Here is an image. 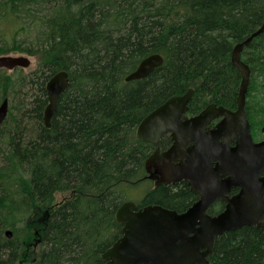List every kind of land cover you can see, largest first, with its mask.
Returning a JSON list of instances; mask_svg holds the SVG:
<instances>
[{
    "label": "trees",
    "instance_id": "trees-1",
    "mask_svg": "<svg viewBox=\"0 0 264 264\" xmlns=\"http://www.w3.org/2000/svg\"><path fill=\"white\" fill-rule=\"evenodd\" d=\"M22 21L31 29L23 39L29 46L18 40ZM263 21L264 0H0V26H14L11 42L4 33L0 37V55L26 52L40 60L38 80L30 79L39 95L20 109L21 118H33L39 127L21 143L22 132H13L12 150L28 164L32 195L40 203L58 190L72 192L48 215L34 217L41 229L34 260L19 258L24 241L4 237L0 222V264H104L102 254L121 235L116 209L139 182L150 185L138 207L158 204L182 212L191 206L197 196L185 183L155 186L146 177L144 161L155 144L138 139L136 127L190 88L187 115L210 103L235 109L241 76L231 51ZM153 53L163 56V64L126 82ZM241 59L251 69L247 95L253 104L246 101L245 109L254 129L264 124V33L244 46ZM59 70L68 72L69 86L47 128L45 83ZM171 142L165 134L159 144L165 149ZM223 206L217 200L208 213ZM208 260L264 264V227L222 233Z\"/></svg>",
    "mask_w": 264,
    "mask_h": 264
},
{
    "label": "water",
    "instance_id": "water-1",
    "mask_svg": "<svg viewBox=\"0 0 264 264\" xmlns=\"http://www.w3.org/2000/svg\"><path fill=\"white\" fill-rule=\"evenodd\" d=\"M262 33L264 21L231 51V62L241 76L235 109L210 103L189 117L190 88L169 97L139 122L137 138L155 144L144 161L146 177L155 186L187 180L199 198L182 212L158 204L138 207L134 201H123L115 212L116 221L122 224L121 235L102 254L104 264H208L217 236L243 226H264V176L260 175L264 138L255 142L252 136L245 109L251 71L241 60L244 46ZM163 61L161 54H149L124 80L145 78ZM30 64L25 55H0V69L27 68ZM68 86L66 70L57 71L46 81L48 103L43 120L47 128L57 100ZM7 114L8 99L4 98L0 102V126ZM261 132L264 135V125ZM165 134L172 142L162 149L159 142ZM233 188L238 191L229 196ZM217 199L225 202L224 208L209 214L208 208ZM5 234L12 237L10 230Z\"/></svg>",
    "mask_w": 264,
    "mask_h": 264
},
{
    "label": "rangeland",
    "instance_id": "rangeland-1",
    "mask_svg": "<svg viewBox=\"0 0 264 264\" xmlns=\"http://www.w3.org/2000/svg\"><path fill=\"white\" fill-rule=\"evenodd\" d=\"M22 22L24 23L22 29H17L19 30L18 40L22 41L24 46H29V41L23 39L31 34V29L26 21ZM13 30L14 26L10 23L1 25L0 37L3 33L5 37H9ZM11 41L12 39L9 37L7 43ZM8 54L28 56L31 64L27 68L0 69V102L7 98L9 103L8 116L0 126V222L3 225L4 237H7L5 231L10 230L12 237L18 242L24 241L21 245L19 244V258L23 259V256H27L34 260L38 252V240L41 238L40 224L37 226L34 224L36 221L34 217L48 215L58 204L69 199L72 192L58 190L45 203H40L32 195L28 164L17 158L10 144V137L13 132L20 131L22 132L20 143L25 142L34 136L33 132L39 127L37 120L21 118L20 109L24 104L31 102L34 95H39L35 82H31L30 79L38 80L40 60L26 52H10ZM247 101L253 104V96L247 95ZM258 125V128L254 127L253 129L254 138H258L262 126L260 123ZM260 138H262L261 134ZM20 149L24 150L25 145H20ZM149 185V180L130 185L126 190L128 198L125 200L139 203ZM33 209L36 211L33 212ZM41 218L44 219V217ZM28 264L31 263L28 262Z\"/></svg>",
    "mask_w": 264,
    "mask_h": 264
},
{
    "label": "flooded vegetation",
    "instance_id": "flooded-vegetation-1",
    "mask_svg": "<svg viewBox=\"0 0 264 264\" xmlns=\"http://www.w3.org/2000/svg\"><path fill=\"white\" fill-rule=\"evenodd\" d=\"M242 52V51H241ZM242 60V59H241ZM243 61V60H242ZM244 62V61H243ZM250 71H251V69H250ZM247 114V113H246ZM196 115V114H195ZM187 116H189V117H191V116H194V115H187ZM247 118H248V116H247ZM219 119H221V117H219V118H217V119H215L211 124H210V127H212L215 123H216V121H218ZM249 120V119H248ZM250 122V121H249ZM251 124V123H250ZM264 125V124H263ZM262 125V126H263ZM252 126V125H251ZM261 126V127H262ZM261 127H260V130H259V135H258V138H260V134H261V136H262V138H260V139H258V138H254V135H255V133H254V130L252 129V127H251V131H252V136H253V139H254V141L255 142H257V141H259V140H262L263 138H264V135L262 134V132H261ZM254 134V135H253ZM257 134H258V132H257ZM233 144V143H232ZM171 145V144H170ZM169 145V146H170ZM168 146V147H169ZM167 147V148H168ZM167 148H165V149H167ZM163 149V148H162ZM260 175L261 176H264V169L260 172ZM175 183H185L187 186H188V183H187V180H181V181H177V182H175ZM172 184H174V183H172ZM189 187V186H188ZM189 189H190V187H189ZM191 191V190H190ZM238 191V188H233V189H231V191L230 192H228V195L229 196H232L233 194H235L236 192ZM192 192V191H191ZM193 193V192H192ZM195 194V193H194ZM196 196H197V199L199 198V195H197V194H195ZM217 200H219V201H222V200H220V199H217ZM216 200V201H217ZM216 201H214L213 203H215ZM223 203H224V205H225V202L224 201H222ZM59 205V204H58ZM213 205V204H212ZM210 208V207H209ZM208 208V209H209ZM223 208H224V206H223ZM222 208V209H223ZM221 209V210H222ZM220 210V211H221ZM36 210L35 209H33V212H35ZM263 221H264V215H263ZM256 227H258V226H256ZM264 227V226H263ZM35 245H37V244H35ZM28 246H31V245H28Z\"/></svg>",
    "mask_w": 264,
    "mask_h": 264
},
{
    "label": "bare ground",
    "instance_id": "bare-ground-1",
    "mask_svg": "<svg viewBox=\"0 0 264 264\" xmlns=\"http://www.w3.org/2000/svg\"><path fill=\"white\" fill-rule=\"evenodd\" d=\"M250 76H251V74H250ZM249 88V87H248ZM249 93V92H248ZM251 95V94H250Z\"/></svg>",
    "mask_w": 264,
    "mask_h": 264
}]
</instances>
